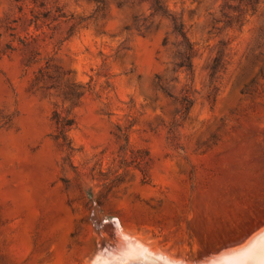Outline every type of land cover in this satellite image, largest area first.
<instances>
[{
	"label": "rangeland",
	"instance_id": "374dc122",
	"mask_svg": "<svg viewBox=\"0 0 264 264\" xmlns=\"http://www.w3.org/2000/svg\"><path fill=\"white\" fill-rule=\"evenodd\" d=\"M263 228L264 0H0V264Z\"/></svg>",
	"mask_w": 264,
	"mask_h": 264
},
{
	"label": "bare ground",
	"instance_id": "6f19581e",
	"mask_svg": "<svg viewBox=\"0 0 264 264\" xmlns=\"http://www.w3.org/2000/svg\"><path fill=\"white\" fill-rule=\"evenodd\" d=\"M128 246L125 258L119 264H186L162 252H156L136 240H130ZM203 264H264V228L243 244L223 250Z\"/></svg>",
	"mask_w": 264,
	"mask_h": 264
}]
</instances>
